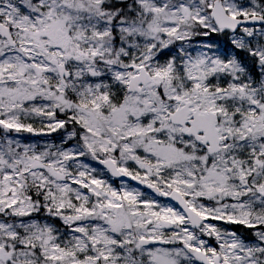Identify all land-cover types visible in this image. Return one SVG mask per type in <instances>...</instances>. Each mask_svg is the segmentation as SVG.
<instances>
[{
    "label": "snow or ice",
    "instance_id": "1",
    "mask_svg": "<svg viewBox=\"0 0 264 264\" xmlns=\"http://www.w3.org/2000/svg\"><path fill=\"white\" fill-rule=\"evenodd\" d=\"M0 264H264V0H0Z\"/></svg>",
    "mask_w": 264,
    "mask_h": 264
}]
</instances>
